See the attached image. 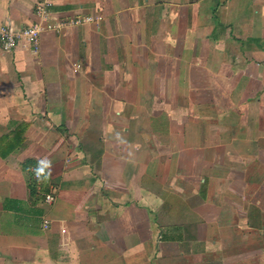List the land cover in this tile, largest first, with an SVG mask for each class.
I'll use <instances>...</instances> for the list:
<instances>
[{
  "label": "crops",
  "instance_id": "crops-1",
  "mask_svg": "<svg viewBox=\"0 0 264 264\" xmlns=\"http://www.w3.org/2000/svg\"><path fill=\"white\" fill-rule=\"evenodd\" d=\"M50 12L103 18L0 51V264H264V0Z\"/></svg>",
  "mask_w": 264,
  "mask_h": 264
},
{
  "label": "built area",
  "instance_id": "built-area-1",
  "mask_svg": "<svg viewBox=\"0 0 264 264\" xmlns=\"http://www.w3.org/2000/svg\"><path fill=\"white\" fill-rule=\"evenodd\" d=\"M51 0H42L36 6L37 20L25 26H13L0 23V51L15 50L32 45L35 50L39 49L41 34L46 30H58L62 25L76 26L79 24L99 22L103 18L99 15H87L64 21H51ZM56 199V187H51L45 194V203L52 205ZM44 228L50 225V219L44 218Z\"/></svg>",
  "mask_w": 264,
  "mask_h": 264
},
{
  "label": "clouds",
  "instance_id": "clouds-1",
  "mask_svg": "<svg viewBox=\"0 0 264 264\" xmlns=\"http://www.w3.org/2000/svg\"><path fill=\"white\" fill-rule=\"evenodd\" d=\"M33 171L39 183L47 182L52 176V163L46 156L40 158Z\"/></svg>",
  "mask_w": 264,
  "mask_h": 264
}]
</instances>
